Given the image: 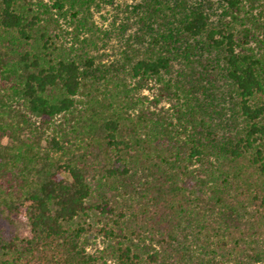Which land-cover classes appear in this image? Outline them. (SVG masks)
<instances>
[{"label":"trees","instance_id":"1","mask_svg":"<svg viewBox=\"0 0 264 264\" xmlns=\"http://www.w3.org/2000/svg\"><path fill=\"white\" fill-rule=\"evenodd\" d=\"M50 1L0 0V264H264V0Z\"/></svg>","mask_w":264,"mask_h":264},{"label":"rangeland","instance_id":"2","mask_svg":"<svg viewBox=\"0 0 264 264\" xmlns=\"http://www.w3.org/2000/svg\"><path fill=\"white\" fill-rule=\"evenodd\" d=\"M35 1V0H32ZM136 0H111V2L103 3L100 2L98 3L96 1L95 4H99V7L96 8V5H92L91 7V13H92V22L96 26V28H99L102 31L108 32L112 34L115 32V29L117 30L118 25L121 24L123 20H125L127 14L125 8L127 6H131L135 4ZM210 1V7H204V10L206 13L210 16V20L212 23L217 22L219 19H225L229 20L228 16H222L223 12V4L221 3L220 0H209ZM45 3L48 5L51 3L50 0H44ZM139 2V0H138ZM263 2V0H258L257 2L254 0H245L244 1V11H247L248 13H252L255 16L257 13L260 11L259 9V3ZM191 3H203V0H189V4ZM205 4V3H203ZM207 5V4H205ZM251 6H253V10H251ZM96 8V9H95ZM263 17H259V20H263ZM236 27L239 29V25L237 24ZM112 36V35H110ZM110 41L106 42L105 49H100V51L95 54L97 57H99V60L96 59V61H101L104 63L110 62V59L116 54V49L118 47L117 43H109ZM115 45V46H114ZM113 46V48H111ZM149 98L152 97L151 94H148ZM18 222H21L22 228L23 222L22 219L18 218ZM98 246L91 248V251H94L96 248H101L100 244L97 243Z\"/></svg>","mask_w":264,"mask_h":264}]
</instances>
